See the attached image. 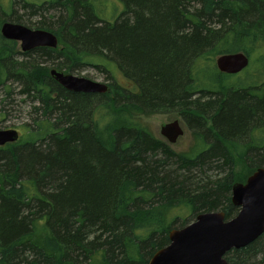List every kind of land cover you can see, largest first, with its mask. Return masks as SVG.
Returning a JSON list of instances; mask_svg holds the SVG:
<instances>
[{
    "label": "trees",
    "instance_id": "1",
    "mask_svg": "<svg viewBox=\"0 0 264 264\" xmlns=\"http://www.w3.org/2000/svg\"><path fill=\"white\" fill-rule=\"evenodd\" d=\"M98 1L16 7L62 46L36 49L32 61L97 68L105 94L65 90L50 68L15 62L16 44L0 37L5 99L11 80L36 102L25 135L0 147V264H148L197 215L234 218L232 186L264 168V0H117L113 22ZM239 52L246 69L217 70L218 56ZM161 114L183 120L189 150H172L141 120ZM225 259L264 264V232Z\"/></svg>",
    "mask_w": 264,
    "mask_h": 264
},
{
    "label": "water",
    "instance_id": "2",
    "mask_svg": "<svg viewBox=\"0 0 264 264\" xmlns=\"http://www.w3.org/2000/svg\"><path fill=\"white\" fill-rule=\"evenodd\" d=\"M0 35L8 41L20 43L23 52L36 47L56 49L57 37L43 30H31L21 24L4 22ZM249 59L243 53L220 55L215 66L222 74L236 75L247 68ZM51 78L72 93L105 94L107 84L96 83L83 77L50 71ZM168 143L174 144L183 134L177 121L160 131ZM14 129L0 130V147L18 141ZM231 204L238 208L237 215L225 220L223 212H208L196 216L193 222L169 232V244L157 251L148 264H228L225 255L257 240L264 232V168H258L245 181L231 189Z\"/></svg>",
    "mask_w": 264,
    "mask_h": 264
},
{
    "label": "rangeland",
    "instance_id": "3",
    "mask_svg": "<svg viewBox=\"0 0 264 264\" xmlns=\"http://www.w3.org/2000/svg\"><path fill=\"white\" fill-rule=\"evenodd\" d=\"M13 4L11 0H0V23L4 22H11V16H21L20 22L21 25L35 30L36 24H41V20L36 17H27V13L20 11L16 7L18 0ZM33 2H42L44 0H30ZM11 3V7H9ZM99 12L101 13V18L108 22H113L119 14L123 11V6L117 0H99ZM13 9L11 13L9 10ZM9 13V14H8ZM18 24V23H17ZM1 37V35H0ZM15 49L11 54L15 52H20L19 44L15 43ZM62 46H58V50L60 51ZM6 50V49H5ZM15 62L19 64L25 63L29 66L28 62L31 61V57H24L23 55H16ZM45 68L52 69L51 66H44ZM71 75L76 77H83L90 81L96 83H103L108 84V78L105 74H103L99 69L94 68L92 66L85 65L81 70L69 71ZM113 75L117 79V81H123L122 76L118 74V72H114ZM9 83L6 84V88L10 89L9 93L11 96L9 99H5V92L0 88V130H5L6 128L10 127L13 129H17L21 135H25V131L21 130V127L25 125H30L32 119L35 117V113L33 111V107L36 106V102H32L30 99L26 98V96L20 93L22 89L21 85L14 81H8ZM11 100V102H10ZM175 114V113H174ZM144 124L148 127V129L152 132V134L160 141L166 143L172 150L176 151L177 153L183 152L185 150H189L193 145V139L188 134L185 125L183 124V120L173 114H161V115H153L147 118L141 119ZM177 121L180 128L183 130V134L178 137L174 144L168 143V141L161 136L160 131L162 127ZM209 125V124H208ZM234 172L237 173L239 177H242L246 174V169L243 167V164L240 160L234 159ZM213 175L212 173L209 175ZM249 177V176H248ZM247 179V178H246ZM246 181V180H245Z\"/></svg>",
    "mask_w": 264,
    "mask_h": 264
},
{
    "label": "flooded vegetation",
    "instance_id": "4",
    "mask_svg": "<svg viewBox=\"0 0 264 264\" xmlns=\"http://www.w3.org/2000/svg\"><path fill=\"white\" fill-rule=\"evenodd\" d=\"M53 34V33H52ZM14 43H18L19 44V50H20V52H15L13 55H11V57H12V59H14V60H16L15 58H16V55H23L24 57H25V54H27V53H29V55H27L26 57H30V53L32 52V51H34V50H36V49H44V48H47V49H52V48H49V47H36V48H34V49H31V50H29V51H26V52H23L22 50H21V48H20V43L19 42H15V41H13ZM58 47V46H57ZM31 62L32 63H34V64H36V65H40V66H48V64H49V66H52V65H54L53 63H48L49 61L48 60H46V62L45 61H41V60H34V61H32L31 60ZM43 63V64H42ZM53 69H55V68H53ZM53 69H51V70H53ZM50 70V71H51ZM55 70H59V71H61L62 73H64V74H71V73H69V71H72V70H69V71H67L66 70V68H62V69H55ZM50 71H49V75H50ZM51 77V76H50ZM0 120H1V118H0ZM7 129H13V128H10V127H8V128H6L5 130H7ZM14 130H16L17 132H18V135H19V138H20V133H19V131L17 130V129H14ZM18 141H19V139H18ZM17 141V142H18ZM16 142V143H17ZM15 144V143H14ZM6 146V145H5ZM4 147V146H3Z\"/></svg>",
    "mask_w": 264,
    "mask_h": 264
},
{
    "label": "bare ground",
    "instance_id": "5",
    "mask_svg": "<svg viewBox=\"0 0 264 264\" xmlns=\"http://www.w3.org/2000/svg\"><path fill=\"white\" fill-rule=\"evenodd\" d=\"M232 54V53H231ZM255 241V240H254ZM251 243H253V242H251Z\"/></svg>",
    "mask_w": 264,
    "mask_h": 264
}]
</instances>
